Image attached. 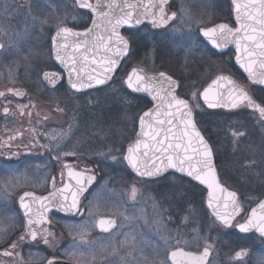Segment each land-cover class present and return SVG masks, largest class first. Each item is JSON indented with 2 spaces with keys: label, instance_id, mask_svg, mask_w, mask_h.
Instances as JSON below:
<instances>
[{
  "label": "flooded vegetation",
  "instance_id": "1",
  "mask_svg": "<svg viewBox=\"0 0 264 264\" xmlns=\"http://www.w3.org/2000/svg\"><path fill=\"white\" fill-rule=\"evenodd\" d=\"M25 1L6 0L9 12L0 15V43L5 46L9 42H20L26 39L25 37L21 38L25 33ZM89 1L93 4L96 0ZM122 1L136 3L140 0ZM143 1L144 10L139 11V13L145 15V20L140 26L125 27L121 32L125 36H132L133 39L131 44L132 53L127 56L120 67L121 69L125 64L128 71L125 76L120 78L119 82L124 81L133 68H140L152 75H158L159 71H164L180 81L181 90L184 92L191 88L188 84L197 80V74L200 73L201 68L199 69L197 65L194 69L195 72L193 71L183 80V76L180 75L181 60H201L210 57L225 65L227 70L231 68L238 70L234 63L235 53L231 49L220 53L213 49L205 38L201 36L197 39L195 35L193 36V42L188 43L186 31L177 21H169L167 26H154L147 19L146 10L147 12H154L152 5L157 0ZM182 2L186 4L194 16V29L213 27L220 23H229L230 26H235L231 0H169V3L165 6L166 14L170 15L172 11H178ZM31 4V10L35 17L40 22L46 21V23H43L45 26H55L56 22L66 20L68 27H72L75 31H84L85 27H90L92 23L93 16L88 10L78 8L74 4V0H33ZM155 11H157L156 8ZM54 34L55 30H50L47 31L45 36L38 34L29 37V40L22 43L24 46L18 53H6L5 50H0V93L3 94L0 95V227L6 230L0 232V264H47L51 259L66 260L61 256H57L54 247L57 227L59 230H63L64 235L67 236L71 224L86 221L89 215L88 205L105 182L110 187L117 188L125 178L127 180L130 178L140 179L131 173L126 164L123 165V169L127 173L125 177L121 174L120 166L103 162L98 157L105 145L103 140L105 129L111 131L113 128H117L120 131L121 124H124V122L122 123V118L115 116L87 115L86 103L82 98L91 92L79 94L69 88L63 72L55 63L54 56H50L51 38ZM36 38L42 40L43 50L50 61L48 65H45L47 66L45 72H60L63 74V81L56 88H50L44 81L43 72L40 71L42 68L30 64L32 46ZM23 57H29V61H27L29 67H25L26 62L24 63L22 60ZM143 60H145V63L158 68V72H149L142 67L135 66L137 63H143ZM15 67L18 71L16 77L6 72V70ZM227 70L225 69L220 74L232 76L227 73ZM203 76L204 81L205 74ZM215 77L209 80L204 88ZM186 84L188 89H184ZM241 84L249 89L250 94L256 100L252 89L259 87L252 86L248 81ZM71 95H74L77 100L73 101ZM258 103L262 105L260 102ZM57 106L60 108V112L65 114L66 121L64 125L56 122ZM5 109L8 110L7 113H5ZM242 111L250 110L241 109L232 111V113ZM45 112L48 114H45ZM250 112L257 116L256 112ZM131 124L132 126H129L128 131L135 132V137L131 142L133 143L139 128L138 120L133 123L132 119ZM125 131H127L126 128ZM105 140L111 142L120 151L115 131H111L105 137ZM57 144L59 148L56 147ZM126 150L127 148L124 153H126ZM57 152L60 153L58 159L56 158ZM64 152H72L75 155H88L91 153L93 158L89 163L85 160L78 163L74 161L73 155L64 156ZM231 155L236 156L232 147L226 148L219 155L215 154L220 178L221 173L224 177H227L221 172L222 164ZM69 170L82 173L85 177L95 176V184L90 187L81 200L79 213L74 217H67L52 210L46 216L44 213L45 208L39 200L33 201L30 197H25V203L30 204L33 219L40 220L43 216L44 222L30 226L37 232L36 241H32L30 237L21 241L19 237L28 230V226L27 217H25L24 210L20 207V198L25 193H32L37 198L50 197L65 186L69 179ZM5 185L7 186L6 191L3 190ZM237 193L242 204H244L241 194ZM204 194L206 197V192ZM82 211H84V216L81 218ZM101 218L116 219L117 229L108 234L100 232L97 225ZM239 220L240 218L237 221ZM64 223L69 226L64 227ZM119 226L118 219L113 216H99L95 223L97 233L103 236L113 234ZM227 230L233 234L238 233L236 223L233 228ZM45 232L48 233L46 236L47 244L44 243ZM12 242L17 244L15 249L10 247ZM241 248L243 247L235 250L238 251ZM5 251L12 252L13 255L4 256Z\"/></svg>",
  "mask_w": 264,
  "mask_h": 264
},
{
  "label": "snow or ice",
  "instance_id": "2",
  "mask_svg": "<svg viewBox=\"0 0 264 264\" xmlns=\"http://www.w3.org/2000/svg\"><path fill=\"white\" fill-rule=\"evenodd\" d=\"M168 3L169 0H157L152 5L157 11L147 12L146 10L150 23L159 27L167 26L169 21H177L186 31L188 43L193 42L195 35L197 39L201 36L205 38L208 44L217 50L224 49L230 43L234 44L237 53L236 63L252 83L264 85V0H231L235 12V26L220 23L201 29H194V16L185 3L182 2L178 11H172L170 15L165 12V6ZM74 4L80 9L88 10L91 16L96 17L92 19L93 26H86L84 31L78 32L68 27L66 20L58 23L55 34L51 38L50 56H54L55 60L63 66L67 73V84L74 92L81 93L85 89L93 88L101 92L112 89L116 84L114 77L121 59L132 53L133 37L121 34L120 29L125 25L132 28L142 24L143 14L135 11L137 6L127 3L121 5L115 3V0H96L95 4L90 3L89 0H74ZM125 8L129 10L124 11ZM117 9L120 10V14H117ZM8 12L9 6L6 0H0V15L8 14ZM32 19L35 20V17ZM40 23L43 24L46 21ZM101 27L103 30L97 31ZM27 35L25 31L21 38ZM69 37L76 39L69 42ZM11 48L19 51V41L10 42L8 48L0 43L2 50L7 51ZM41 72H43L44 80L53 85L57 78L63 79V74L60 72H45L43 69ZM225 81H227L226 92L219 91ZM122 84H125L127 89L120 97L122 104L130 107L136 99L132 93H144L151 98L154 107L144 111L138 117L139 130L135 141L127 147L126 154L121 152L119 158L110 154L111 159L114 162L119 159L120 163L126 164L131 173L148 183L169 181L167 187L175 191H179V186L185 184L193 188L196 185L206 186L209 190L208 207L212 209L215 221L230 228L233 226V220L240 216V220L236 222L238 231L249 233L254 230L264 241V201H260L258 208H253L249 214L242 209L237 193L230 191L227 192L228 203L224 204L225 211H219L220 201L216 192L224 193L227 189L220 183L214 148L210 139L206 138L204 131L198 126L197 120V113L202 110L201 98L208 108L252 109L259 113L261 122H264V106L257 104L231 77L223 75L213 80L212 85L204 88L202 92L191 89L183 92L180 81L164 71H159L158 77H148L137 68H133L127 74ZM213 86L217 91H213ZM117 94L113 92V95ZM0 95L3 94L0 93ZM7 111L5 109V113ZM132 119L135 123L137 118ZM261 126L264 127V123ZM244 135L243 131L232 132L234 139ZM56 147L59 148V145L57 144ZM59 155L60 153L57 152V159ZM63 155L69 156L75 153L64 152ZM254 165L255 162L251 161L247 166ZM68 177L70 182L75 179L74 190L66 185L60 190L59 196L53 193L51 198H37L32 193H25L20 198V207L27 217L28 226V230L19 237L21 241L29 237L32 241H36L37 232L30 226L44 222L43 216L40 220L33 219L30 204L25 203V197H30L33 201L39 200L45 211L48 210L47 205H44L45 200H49L50 203L55 201L52 207L58 206L59 210L66 213L79 211L80 196L87 191L88 186L95 180V176L85 177L82 173L69 170ZM3 190H7L6 185ZM138 192L139 189L133 185L130 189V197L135 200ZM140 194L143 195V193ZM181 200L191 203L187 200L186 193L181 195ZM180 206L183 207V204ZM229 207L230 210H227ZM242 211H245L243 216H241ZM98 226L101 231L109 232L116 227V222L114 219H99ZM4 231L6 230L0 227V232ZM47 235L48 233L45 232V244L48 243ZM160 239L167 247L164 248L165 258L158 260L157 264H168V261H171V264H205L210 255L211 246L207 244L200 254H196L182 247H176L173 250L170 245L171 234L162 235ZM175 239L179 245L180 238L177 236ZM131 241L130 250L125 256H120L119 248L128 245V236L119 242V248L116 244L112 245V255L119 257L122 264H129L127 256H131L135 249V237H131ZM10 247L15 249L17 244L12 242ZM3 255L11 256L13 253L5 251ZM249 256L250 249L241 248L230 257V260L233 264H250L247 259ZM48 264H58V262L52 259L48 261ZM144 264H147L146 260ZM255 264H264V255L258 257Z\"/></svg>",
  "mask_w": 264,
  "mask_h": 264
},
{
  "label": "rangeland",
  "instance_id": "3",
  "mask_svg": "<svg viewBox=\"0 0 264 264\" xmlns=\"http://www.w3.org/2000/svg\"><path fill=\"white\" fill-rule=\"evenodd\" d=\"M32 2L33 0L25 1L24 27L28 35L25 37V40L19 42V51L24 46L22 43L29 40V37L38 34L45 36L47 35V31L56 30V25L60 23L59 21L56 22L55 26L41 24L31 10ZM33 17H35V20L32 19ZM9 43L6 44L7 48ZM32 47L30 64L40 67L45 71L47 68L45 65H48L50 61L43 50L42 40L36 38ZM19 51L11 48L6 53H18ZM28 59L29 57L22 58L24 63L26 62L25 67L30 66L27 62L29 61ZM180 64V75L183 76V80L190 73L195 72L194 69L197 65L199 69L201 68L199 74L196 72L198 75L197 80L188 84L191 90H199L200 92H202L209 80L224 72L225 69L227 70L225 65L210 57L201 60L185 59L181 60ZM135 66L142 67L149 72H158L159 70L152 64L145 63V60H143V63L135 64ZM6 72L16 77L18 71L15 67L6 70ZM204 74L205 80L203 81ZM186 86L187 84L184 89H188ZM124 88L125 85L121 81L117 83V86H113L112 89L105 92H91L86 94L82 99L86 103L87 115L105 117L109 109L112 111L118 110V112L122 109L125 110V108L130 110L129 106H124L120 101V97L124 95ZM189 90H185L184 92H188ZM114 91L118 94L113 95ZM71 97L73 101L77 100L74 95H71ZM200 104L202 105V110L198 113L206 112L207 109L201 102V99ZM56 110V122L64 125L66 121L65 114L60 112L58 106ZM223 112L226 113V111ZM45 114L48 113L45 112ZM140 115L130 113V111L126 114L125 112L122 114L119 113L124 124H121L122 128L120 131L117 128H113L111 131H115V137L118 141L117 145L120 147V151L111 142H106L105 137L111 131L107 128L105 129V137H103L105 145L103 150L101 152L99 151L100 156L98 157L103 162L120 166L122 176L127 174L125 169H123L124 164L120 163L119 159L114 162L110 154L119 158L121 152H125V149L135 137V132L128 131L129 126H132V118L136 117L137 121ZM256 118L259 123L258 125L256 124L255 134H258L257 136L261 137V139L263 137L264 141V127L261 126L263 122L260 121L258 116ZM124 127L128 132L125 131ZM233 131L237 130L232 129L231 133H229L231 136ZM243 137L234 139L232 136L234 140L232 148L236 156L231 155V157L226 158L228 160L222 164L221 172L227 176L226 179L228 181L234 182L242 188V192L248 196L247 199H249V202L253 203L250 205H254V203L256 205L264 198V158H257L258 153L256 151L259 147L258 137L256 138L257 147L253 148V151L242 148L244 147L242 142H246V140H243ZM72 157L75 162L80 163L85 160L89 163L93 158V154L73 155ZM251 161H254L255 165L247 166ZM125 179L121 181L120 186L117 188L110 187L105 182L98 189L99 191L96 196L91 199L88 205V219L81 223L71 224L67 236L64 235L63 230L61 231L57 227L54 243L57 256H61L75 264H122L119 257L112 255V245L116 244L119 248V242L125 240V237L128 236V245L119 248L120 256L127 254L132 243L131 237H135V249L132 251L131 256H127L129 264H144L145 260L147 264H157L158 260L165 258L164 248L167 247L163 244L160 237L171 234L172 239L170 240V245L173 250L176 247H182L187 251L200 253L207 244L211 246L210 249L213 251L210 264H233L230 257L237 250L233 249V242L231 243L229 239L231 236L229 234L230 231L223 228L209 212L204 210L206 208L205 194H202L200 190L185 184L179 186V191H175L167 187L169 181L165 180L148 183L145 180L137 178ZM133 185L139 189L135 200L130 197V189ZM140 193H143V195ZM185 193L187 194V200L191 201V203L181 200V195ZM259 196L263 198H259ZM181 204H183V207L180 206ZM189 212H191V215H189ZM99 216H113L117 218L120 223L118 230L108 236L99 235L95 227L97 217ZM185 217H187V222H185ZM63 226L67 228L69 225L64 223ZM177 236L180 238L179 245H177L175 239ZM261 255H264V242L259 240L252 241L250 256L247 258L250 264H255L257 258ZM168 264H170L169 261Z\"/></svg>",
  "mask_w": 264,
  "mask_h": 264
},
{
  "label": "trees",
  "instance_id": "4",
  "mask_svg": "<svg viewBox=\"0 0 264 264\" xmlns=\"http://www.w3.org/2000/svg\"><path fill=\"white\" fill-rule=\"evenodd\" d=\"M124 65L120 69L118 75L116 76L115 78L116 84L113 86H117V83L120 81V78L125 76V73L128 71V69L126 68V65L125 66ZM227 73L234 76L239 82L247 83L246 78L236 68H231L230 70L228 69ZM123 91L124 93L125 91H127L126 87L124 88ZM93 92L102 93L101 91H97V90ZM252 92L256 100L260 102L262 105H264V90L260 88H253ZM132 95L135 96L136 99L132 102L130 106V110L125 108V110L122 109L118 112V110L112 111L111 109H109L105 117H114V116L120 117L119 113L120 114L124 112L129 113V111L130 113H135L138 115L146 111L152 106V103L150 102L148 98L143 97V96L134 95V94ZM197 120L199 122L198 126L204 131L206 138L210 139V142L214 148L216 155H219L221 152H224V150L228 147L230 148L233 147L234 140L232 136L229 134L231 133L232 129L245 132L243 140H246V142H242V145L244 144V147L242 148L253 151V148L257 147L256 138L258 137L257 136L258 134H255V128H256V124L258 125L259 122H258V119L256 118V115L250 111H242V112H237V113H232V112L225 113L223 111L207 110L206 112H203V113H197ZM259 135H262V134H259ZM258 141H259V147L256 151L258 153L257 158H264L263 137L262 139L261 137H258ZM252 155H254V153ZM221 179L223 183L227 185L230 189H233L241 194V199L245 205L246 211H249V208L255 205V203L254 205H250L253 203L249 202V199H247L248 196L244 195V193L242 192V188H240L234 182L228 181L226 177L222 175V173H221ZM195 187L198 190H200L202 194H204L205 191L203 188H201L198 185H196ZM260 197L262 196H259V198ZM204 210L208 212L207 208H205ZM229 234L231 235L229 239L231 240V243L233 242V249H236L239 247L250 249L252 245V241H257V240L262 241L260 238L256 236L245 237V236L239 235L238 233L233 234L232 232H230Z\"/></svg>",
  "mask_w": 264,
  "mask_h": 264
},
{
  "label": "water",
  "instance_id": "5",
  "mask_svg": "<svg viewBox=\"0 0 264 264\" xmlns=\"http://www.w3.org/2000/svg\"><path fill=\"white\" fill-rule=\"evenodd\" d=\"M89 2H90V1H89ZM95 3H96V1H95ZM95 3H93V4H95ZM115 3H119V4H121V5L125 4V2H123L122 0H121V1H120V0H115ZM127 4H131V5H135V6H137V7L135 8V10H136L137 12H139V11H143V10H144V8H143L144 1H143V0H140L139 2H136V3H127ZM128 10H129L128 8H125V9H124V11H128ZM154 11H155V8H154ZM116 12H117V14H120V10H119V9H117ZM233 12H234V8H233ZM95 18H96V17H93V19H95ZM142 19H143V21L145 20V15L142 16ZM234 20H235V12H234ZM140 25H141V24H140ZM140 25H136L135 27H138V26H140ZM92 26H93V25H92V23H91L90 27H92ZM125 27H129V26L125 25L124 27H122V28L120 29V31L122 32V29L125 28ZM102 30H103L102 27L97 29V31H102ZM74 31H75V30H74ZM78 32H82V31H78ZM121 34H122V33H121ZM74 39H76V38H75V37H69V42H71V41L74 40ZM228 49H231V50L235 53L234 63H235V65H236V67L238 68V70H239V71L245 76V78L248 80V82H249L252 86H255V87H259V88H263V89H264V85H260V84H254V83H252V81L249 80V79L247 78V74H246V73L243 71V69H241L240 66L236 63V56H237V53H236L235 45H234V44H231V43H230V44H228L224 49H222V50H217V49H216V50H217L218 52H220V53H223V52H225V51L228 50ZM0 50H1V49H0ZM69 51H71V49H69ZM126 58H127V56L121 59L120 64H119V68H118L116 74H117L118 71L120 70V67H121L122 63H123V61H124ZM54 60H55V58H54ZM55 63L57 64V66L59 67V69L63 72V74H64V76H65V79H66V82H67V73H66V71L63 69V66H61L56 60H55ZM137 69H138V70H142V69H140V68H137ZM257 70H259V69H257ZM131 71H132V70H131ZM131 71H130V72H131ZM142 71H143V73H144L146 76H148V77H158V75H152V74H148V73H146L144 70H142ZM130 72H129V73H130ZM116 74H115V76H116ZM221 75H223V76H225V77H231V79L234 80V81L236 82V84H238V85H240L242 88H244V90L247 91V93L252 97V95H251L250 92H249V89H248L245 85L240 84V83H239L234 77H232V76H230V75H227V74H220V75L216 76L213 80H216V79H217L219 76H221ZM114 78H115V77H114ZM125 80H126V78H125ZM213 80H212V81H211V82H210L205 88L209 87V85H212ZM44 81H45V80H44ZM62 81H63V79L57 78V80H56V82H55L54 85L48 83L47 81H45V82L48 84V86H49L50 88L53 89V88H56L59 84H61ZM125 86H126V85H125ZM69 88H70V87H69ZM226 89H227V81H225V82L223 83V85H221V87L219 88V91H225V92H226ZM71 90H72V89H71ZM95 90H96L95 88H93V89H85L84 92H81V93H87V92H91V91H95ZM72 91L74 92V90H72ZM202 91H203V90H202ZM213 91H217V89H216L215 86H213ZM75 93H76V92H75ZM81 93H79V94H81ZM132 94H134V95H138V96L146 97V98H148V99L151 101V98H150L147 94H144V93H140V94L132 93ZM252 98H253V97H252ZM253 99H254V98H253ZM255 101H256V100H255ZM201 102L203 103V105L205 106V108H206L207 110H210V111H227V112H232V111H238V110H241V109H247V110L253 111L252 109H248V108H237V109H233V110H229V109H226V108H208L207 105L204 104L202 98H201ZM256 103L259 104L257 101H256ZM259 105H260V104H259ZM153 107H154V104H153V102H152V106H151L149 109H151V108H153ZM149 109H148V110H149ZM148 110H146V111H148ZM256 113H257V115H258V117H259V113H258V112H256ZM142 114H143V113H142ZM142 114H141V115H142ZM138 126H139V124H138ZM138 130H139V128H138ZM125 154H126V153H125ZM215 159H216V158H215ZM130 171H131V170H130ZM217 171H218V169H217ZM218 176H219V172H218ZM138 178H139V177H138ZM219 179H220V176H219ZM220 183H221V186H222V187H224V188L227 189V191L224 192V193H221V192L217 191V192H216V196H217L218 200L220 201V208H219V211H225L224 204H225V203H228L227 192L234 191V190H232V189L228 188L226 185H224V184L221 182V179H220ZM94 184H95V180L92 182L91 185L88 186L87 191H86L85 193H83V194L80 196L79 211H80V203H81L82 198H83V197L85 196V194L88 192V190L90 189V187H91L92 185H94ZM66 185H67V186H70L71 189L74 190V188H75V179H72L71 182H70L69 179H68V181H67V183L65 184V186H66ZM65 186L62 187L61 189L65 188ZM199 186L202 187V188L206 191L205 204H206V207H207L208 211L210 212V214L212 215V217L215 219V217L213 216V211H212V209L208 207V192H209V190L206 188V186H201V185H199ZM61 189H59V190L56 192L57 196H59V193H60V190H61ZM235 192H236V191H235ZM236 193H237V192H236ZM51 196H52V195H51ZM51 196H50L49 198H51ZM237 197H238V200H239V203H240L242 209L245 210V209H244V205L242 204V202H241V200H240V197H239L238 193H237ZM70 200H71V196L69 195V202H70ZM260 201H264V198H263L262 200H260ZM260 201H259V202H260ZM61 202H63V201L61 200ZM259 202H258V203H259ZM52 203H56V202H55V201H51V203H50L49 200H45V201H44V205H47V207H48V210L44 212V213L46 214V216H47L48 212H49V211H52V210H55V211H57V212H60L61 214L65 215V216H67V217H74V216H76V215L79 213V211L74 212V213H66V212H64V211L59 210V207H58V206H57V207H52ZM258 203H257L253 208H258ZM43 207H44V206H43ZM253 208L250 209V211L248 212L249 214L251 213V210H252ZM227 210H230V207H229V209H227ZM244 212H245V211H242V212H241V216H243ZM83 216H84V211H82L81 214H80V217H81V218H82ZM239 218H240V216H237L236 219L233 220V222H232V225H233V226L230 227V228H233V227H234L236 221H237ZM101 219H114V218H101ZM114 220H115V222H116V227H115V228H112L109 232H103V231H101L100 227L97 225L98 230H99L100 232H103V233H106V234L113 232V231L116 230L117 227H118L117 220H116V219H114ZM217 222H218V221H217ZM218 223H219V222H218ZM219 224H220V223H219ZM220 225H221L222 227H224L222 224H220ZM224 228L230 229L229 227H224ZM236 230H237V232H239L237 228H236ZM239 233H240V232H239ZM240 234H242V235H255V236L259 237V234L256 233L254 230H253L252 232H249V233H240ZM259 238H260V237H259ZM186 251H187V250H186ZM202 251H203V250H202ZM202 251H201V252H202ZM201 252H200V253H201ZM193 253H196V252H193ZM200 253H196V254H200ZM211 258H212V250L210 249V255H209V257L207 258L205 264H209ZM51 260H52V259H51ZM55 260L58 262V264H75V263H72V262H69V261H66V260H62V259H55ZM169 262H170V264H171V261H169ZM47 264H48V263H47Z\"/></svg>",
  "mask_w": 264,
  "mask_h": 264
}]
</instances>
